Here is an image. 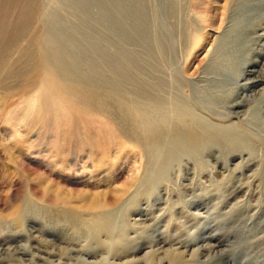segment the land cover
Returning <instances> with one entry per match:
<instances>
[{"label": "rangeland", "instance_id": "obj_1", "mask_svg": "<svg viewBox=\"0 0 264 264\" xmlns=\"http://www.w3.org/2000/svg\"><path fill=\"white\" fill-rule=\"evenodd\" d=\"M252 1L0 0V264H264Z\"/></svg>", "mask_w": 264, "mask_h": 264}, {"label": "bare ground", "instance_id": "obj_2", "mask_svg": "<svg viewBox=\"0 0 264 264\" xmlns=\"http://www.w3.org/2000/svg\"><path fill=\"white\" fill-rule=\"evenodd\" d=\"M252 1V0H251ZM34 2H37V0H34ZM255 5L256 3V6L262 4V0H253L252 1ZM241 3V2H240ZM249 3V2H248ZM37 4V3H35ZM255 7H252V9H250L249 13L248 14V17H243L244 18V22L245 21H252V19L256 20L257 23L255 22L254 24H252L251 27H253V29L255 27H258L259 23L261 22H264V13L261 12L260 10H258L257 8ZM35 7V5L33 6ZM37 7V6H36ZM239 7V6H237ZM236 7V8H237ZM262 8V7H261ZM35 9V8H34ZM235 11V10H234ZM34 13V10L33 12ZM235 13V12H234ZM25 16L22 17V19H24ZM23 21V20H22ZM243 28V27H242ZM23 29V28H22ZM244 29V28H243ZM22 32V31H21ZM36 32V31H35ZM9 36V35H8ZM259 37V36H258ZM11 38V37H10ZM34 40H33V46L35 47V50H36V53H37V56L36 57V63H35V66L32 68V73H33V77L34 79H36L38 76L40 77V81L37 80L36 83H39V84H42V78L41 76L43 74H45V81H43L45 83V85H49V86H53L55 87L59 92H69L67 88V85L63 83L62 79L60 78L59 76V66L54 64L53 62H50L49 60H47L45 58V51H43V47L41 46L39 40H38V37L37 35L34 36ZM10 40V39H9ZM239 40V39H238ZM250 43V42H248ZM9 44L8 43V40L7 41H4L3 43V47L5 46V50L8 49V46L7 45ZM24 45V44H23ZM253 45H255L253 43ZM26 46V45H25ZM30 50V49H29ZM8 60L5 61V67H4V64H3V67L4 69L7 68L9 66V63H7ZM2 64H0V74L3 73V67L1 66ZM38 85V84H37ZM70 93V92H69ZM75 93H80V94H83L85 95V101L86 103L88 104L91 99H92V95L91 94H85L79 87L76 86V92ZM195 138L197 136H194ZM197 139V138H196Z\"/></svg>", "mask_w": 264, "mask_h": 264}]
</instances>
